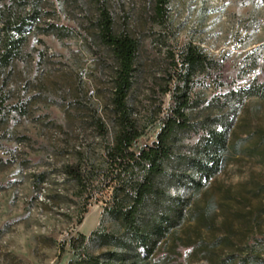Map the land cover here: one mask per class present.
I'll return each mask as SVG.
<instances>
[{
  "label": "rangeland",
  "instance_id": "374dc122",
  "mask_svg": "<svg viewBox=\"0 0 264 264\" xmlns=\"http://www.w3.org/2000/svg\"><path fill=\"white\" fill-rule=\"evenodd\" d=\"M99 6V0H48L20 59L0 80L7 100L0 124V264H81L108 252L90 240L93 233L118 230L103 218L110 181L94 180L111 176L106 154L116 70L96 37ZM107 7L115 33L140 47L129 98L141 134L137 148L151 146L168 119L165 92L185 79L188 72L176 64L189 45L205 57L191 79L194 123L230 88H264V0H172L162 21L154 0H107ZM50 23L67 37L45 35ZM234 106L224 165L200 194H180L192 196L191 207L158 250L157 264H220L264 238V99ZM197 142V136L184 140L178 152L188 154ZM69 168L85 175L83 188Z\"/></svg>",
  "mask_w": 264,
  "mask_h": 264
},
{
  "label": "trees",
  "instance_id": "16d2710c",
  "mask_svg": "<svg viewBox=\"0 0 264 264\" xmlns=\"http://www.w3.org/2000/svg\"><path fill=\"white\" fill-rule=\"evenodd\" d=\"M171 1L154 0L158 20L167 17ZM47 2L0 0V80L20 59L27 33L42 20ZM99 3L96 37L112 54L116 70L112 80L111 143L106 154L111 176L98 174L94 180L110 181L112 199L103 218H109L118 230L93 233L90 240L100 242V247L107 248L108 252L89 256L81 264H157L154 258L161 245L185 222L192 196L200 194L224 165L233 117L237 115L234 105L264 99V88L255 84L248 88H230L227 94L211 102L203 122L194 123L191 115L198 106L191 98V79L204 67L205 57L198 48L189 45L176 64L188 72L185 79L178 82L175 90L165 92L172 102L168 119L151 146L137 148L141 134L133 120L129 98L134 88L139 43L129 35H117L107 0ZM58 33V27L51 23L44 32L58 39L67 37ZM6 101L0 91V124L4 121ZM232 103H235L233 107ZM108 134L105 131L103 135ZM193 136L198 137V142L190 152H178L179 143ZM66 174L84 187L85 175L80 169L69 168ZM172 192L178 196L174 197ZM181 193L192 196L184 198ZM80 239L85 245V238ZM241 252L223 258L220 264H264V238H255L253 246Z\"/></svg>",
  "mask_w": 264,
  "mask_h": 264
}]
</instances>
